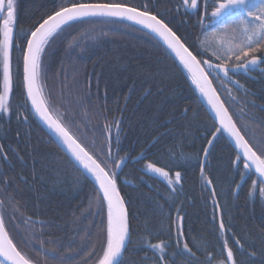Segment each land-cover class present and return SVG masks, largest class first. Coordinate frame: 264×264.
<instances>
[{
	"label": "trees",
	"instance_id": "16d2710c",
	"mask_svg": "<svg viewBox=\"0 0 264 264\" xmlns=\"http://www.w3.org/2000/svg\"><path fill=\"white\" fill-rule=\"evenodd\" d=\"M17 3L16 30L21 31L34 27L66 0ZM128 3L141 7L147 4L152 14L172 25L165 12L174 14L175 5L163 0ZM201 27L197 20L173 31L198 60L219 63L202 50L201 43L209 31ZM196 29L202 32L194 33ZM15 43L20 47L14 46L12 52L13 111L10 116H0V200L4 201L0 208L7 230L14 243L38 264H95L101 254L106 206L100 208L95 187L47 137L28 106L23 107L21 49L25 44L23 40ZM42 71L45 95L81 139H96L99 144L105 118L108 122L122 121L119 133L115 127L112 129V154L117 159L125 158L117 170V183L127 201L134 243L128 245L124 264H156L153 252L143 246L137 248L136 243L142 236L155 243L157 234L159 239L172 243L169 257L177 253L176 264H186L187 258L178 254L175 244L178 214L184 217L180 247L187 241L193 248V264H215L213 257L223 258L224 238L238 264H264V198L258 191L249 194L256 177L248 173L243 181L240 179L243 165L238 168L236 152L219 133L203 165L204 175L212 180L206 183L201 161L216 126L188 75L159 43L115 20L80 21L63 28L50 42ZM206 72L245 138L254 147L264 146V64L233 75L231 80L219 78L211 69ZM150 153L156 156L141 159ZM149 162L170 169L173 176L180 171L182 181L173 190L158 174L146 172ZM4 177L8 178V195L2 183ZM209 185L218 208H214ZM218 210L226 229H230L223 234ZM40 240L45 241L43 248ZM251 252L256 255H249Z\"/></svg>",
	"mask_w": 264,
	"mask_h": 264
},
{
	"label": "snow or ice",
	"instance_id": "6c2138e0",
	"mask_svg": "<svg viewBox=\"0 0 264 264\" xmlns=\"http://www.w3.org/2000/svg\"><path fill=\"white\" fill-rule=\"evenodd\" d=\"M179 7L198 9L199 0H182ZM205 15L207 16V13ZM90 17L120 18L134 22L156 34L167 45L190 74L192 82L207 98L215 112L219 126L215 127V132L212 133L213 139L222 132H226L234 139L236 147L240 149L235 162L238 168L240 164L243 165L240 179L243 181L248 173H254L257 178L252 180L249 194L254 195L258 191L259 196L264 198V146L254 147L245 138L213 87L209 73L202 66L206 65L207 68L218 70L231 80L238 71L248 72L264 64V0H216L210 20L213 23H219L220 27L208 33L205 41L201 43L202 50L219 61L216 64H213L211 60H198L197 55L189 50V47L169 24L159 18L157 14H152L147 4L141 7L128 3V0H103V2L66 0V3L52 14L37 21L34 27L17 31V0H0V21H2L0 23V72H2L0 116H10L13 111L11 104L13 93L12 50L14 46L20 47L15 43L16 40H23L25 44V47L21 49L23 56L22 87L25 95L23 107H27L30 102L31 109L59 137L74 161L82 166L81 175L87 173L94 178V182L98 186V204L100 208L106 206L107 219L106 227L102 230L101 254L97 256L95 264H124V253L127 251L128 245L134 243L127 201L122 196L117 183V170L121 169L125 158L117 159L112 154V129L115 127L119 133L122 121L114 119L108 122L105 118L106 122L102 127V142L99 144L96 139L91 141L81 139L72 131V123L66 121L65 116L53 106L50 98L45 95L46 85L43 82L42 71L46 48L63 31L64 26L69 25L70 22ZM233 83L239 85V81H233ZM239 86L243 87V85ZM23 119L27 122L28 117L25 115ZM212 143L213 140L208 141L209 147ZM2 151L3 147L0 146V152ZM203 151L207 157L209 149L205 148ZM145 170L158 174L173 190L175 185L183 179L180 171H176L173 176L170 169L165 170V167H158L154 162L147 163ZM201 175L207 184L212 183V180L204 175L203 165L201 166ZM2 183L5 186V195H8L6 191L8 178L4 177ZM3 204L4 201L0 200V206ZM218 207V203L214 201V208ZM16 211L19 209L17 208ZM183 220L184 217L178 214L175 222V244L178 254L187 258L186 264H193V260L196 258L193 248L189 247L187 241L183 242L182 248L180 247L181 238L184 236ZM41 223L43 224V222ZM219 229L222 234L225 231H230V229H226L222 218ZM167 231L169 234L171 233V226ZM148 235L151 236L152 233L149 232ZM158 236L159 234H157L155 243L142 236L136 243V247L143 246V248L152 251L156 257V264H169L170 259L171 264H176L174 257L177 253H172V257L168 255V249L172 247V243L170 240L159 239ZM44 243L45 241L40 240L41 248ZM236 244L239 248L244 249V245L239 240H236ZM224 252L226 255L221 259L213 257L215 264H238L227 238L223 239L222 255ZM45 254H48L46 250ZM249 255L255 256L256 253L251 252ZM0 264H38V261H34L10 237L2 208H0ZM239 264H243V262L241 261Z\"/></svg>",
	"mask_w": 264,
	"mask_h": 264
},
{
	"label": "water",
	"instance_id": "95a60500",
	"mask_svg": "<svg viewBox=\"0 0 264 264\" xmlns=\"http://www.w3.org/2000/svg\"><path fill=\"white\" fill-rule=\"evenodd\" d=\"M91 18H99V19H108V20H115V21H118V22H122L123 24H128L130 26H133L134 28H137L143 32H145L146 34H148L150 37H152L157 43H159L165 50L168 51V53H170V55L177 61V63H179V65L181 66V68L183 69V71L188 75L189 79L191 80V76L190 74L187 72V70L183 67V65L180 63L179 59L175 56V54L170 50L168 49L167 45L164 44V42L158 37L156 36V34L152 33L150 30L148 29H145L143 28V26L141 25H137L135 24L134 22H131V21H127V20H122L120 18H109V17H90V18H83L81 20H78V21H74V22H70L69 25H72V23H77V22H80V21H83V20H86V19H91ZM68 26V25H67ZM66 27V26H64ZM13 51V50H12ZM203 67H205V70L207 71V69H210V68H207L206 65H202ZM260 66V65H259ZM257 67L253 68L252 70L256 69ZM212 72H214L219 78H222V79H226L228 77L224 76V74L222 72H219L218 70H214V69H211ZM23 71V70H22ZM242 73H245L243 71H238L237 73H235L234 75H237V74H242ZM22 77H23V73H22ZM192 81V80H191ZM193 83V82H191ZM194 85V89H195V92L197 94V97L200 101V103L203 105L204 109L206 110L207 114L210 116L213 124H215L216 127L219 126V122L218 120L216 119L215 117V112L214 110L212 109L211 105L208 103L207 101V98L204 97L200 92L199 90L196 88L195 84L193 83ZM25 96V95H24ZM28 107H29V110L31 112V114L33 115L34 119L36 120L35 122H37L39 124V126L50 136V138L53 140L54 144L57 146V148H59V150H61V152H63L67 157H68V160L72 163V165L79 169L80 172H83V169H82V166H80L78 163H76L74 161V159L71 157L70 153L68 152L67 150V147L65 145H63L62 141H60L59 137L54 133V131L52 129H50L47 124L44 123V121H42L40 119V117L38 116V114L35 113L34 110L31 109V105H30V102L28 103ZM222 135L223 137L227 140V142L229 143V145L232 147V149L236 152L235 154H238L240 152V149H238L235 145V142H234V139L232 137H230L226 132H222ZM213 140V143H214V140L215 139H211ZM212 143V145H213ZM212 145L209 147V144L207 146V148L209 149V152H210V149L212 147ZM208 152V154H209ZM207 157H203V160H205ZM254 174V173H253ZM84 175L88 178L89 182H91L93 184V186L95 187V189L97 190V185L95 184L94 182V178L91 177L90 174H87V173H84ZM254 176L257 178V176L254 174ZM212 192V196L214 198V195H213V190L212 188L210 187V185L208 186ZM221 215H220V212H218V222L220 223V220H221Z\"/></svg>",
	"mask_w": 264,
	"mask_h": 264
},
{
	"label": "flooded vegetation",
	"instance_id": "af4514ba",
	"mask_svg": "<svg viewBox=\"0 0 264 264\" xmlns=\"http://www.w3.org/2000/svg\"><path fill=\"white\" fill-rule=\"evenodd\" d=\"M165 2H167V0H163ZM178 3H173L172 5H175V12L177 13H181L184 15V18L182 19V21H201L202 30H205L208 33L212 32L213 30L217 29V26L219 23H213L210 20L211 17V12L214 10V6L216 4V0H199V8L198 9H185L183 7H179L181 5L182 0H177ZM179 7V10H177ZM205 13H207V16L205 15ZM167 17H170L171 15H173L172 13H170L169 11L166 13ZM214 26V27H213ZM205 34V35H207ZM206 37V36H204Z\"/></svg>",
	"mask_w": 264,
	"mask_h": 264
},
{
	"label": "bare ground",
	"instance_id": "6f19581e",
	"mask_svg": "<svg viewBox=\"0 0 264 264\" xmlns=\"http://www.w3.org/2000/svg\"><path fill=\"white\" fill-rule=\"evenodd\" d=\"M167 2H168V4H170V5H172L173 3L175 4V3H178V1L177 0H167ZM184 18V15L183 14H181V13H177V12H175L173 15H171L170 17H168V20L171 22V24L172 25H170V27L172 28V29H177L178 27L179 28H183L185 25H189L190 23H193V21H182V19ZM94 19H99V18H91V19H86V20H94ZM86 20H83V21H86ZM0 23H2V21H0ZM180 23H184V24H181L180 25ZM72 24H74V23H72ZM69 26V25H68ZM72 26V25H71ZM67 27V26H66ZM65 28V27H64ZM137 29V28H136ZM139 30V29H138ZM141 31V30H140ZM143 32V31H142ZM193 32L194 33H201L202 32V30H193ZM143 33H145V32H143ZM148 35V34H147ZM167 51V50H166ZM13 52V51H12ZM167 53H168V51H167ZM170 54V53H169ZM12 60H13V55H12ZM14 70V64H13V61H12V73L14 72L13 71ZM22 70H23V59H22ZM249 72V71H248ZM22 73H23V71H22ZM213 85V84H212ZM213 87H214V85H213ZM215 88V87H214ZM23 91H24V89H23ZM217 92V91H216ZM29 108V107H28ZM32 115V114H31ZM32 117H33V115H32ZM34 118V117H33ZM36 121V120H35ZM37 123V122H36ZM38 124V123H37ZM39 125V124H38ZM41 128V127H40ZM42 129V128H41ZM43 130V129H42ZM43 132L47 135V137L53 142V140L50 138V136L43 130ZM222 134V133H221ZM223 136V135H222ZM227 141V140H226ZM54 143V142H53ZM229 144V143H228ZM57 147V146H56ZM231 147V146H230ZM232 148V147H231ZM59 149V148H58ZM211 150V149H210ZM60 152H61V150H60ZM63 155H64V157L65 158H67L68 159V157L63 153V152H61ZM113 156H114V154H113ZM154 156H156V154L155 153H150V154H148V155H145V156H141V159L142 160H149V159H152V157H154ZM204 157V156H203ZM208 157V156H207ZM207 159V158H206ZM206 159L205 160H203L202 159V165H204L205 163H206ZM77 169V168H76ZM78 170V169H77ZM78 173H80L81 174V172L80 171H78ZM87 181H89L88 180V178L85 176V175H82ZM91 183V182H90ZM91 185L93 186V184L91 183ZM211 186V185H210ZM94 187V186H93ZM213 190V189H212ZM212 193V192H211ZM213 197V196H212ZM213 201H215L216 202V198H215V195H214V198H213ZM217 203V202H216ZM218 212H219V210H218ZM125 254V253H124Z\"/></svg>",
	"mask_w": 264,
	"mask_h": 264
},
{
	"label": "rangeland",
	"instance_id": "374dc122",
	"mask_svg": "<svg viewBox=\"0 0 264 264\" xmlns=\"http://www.w3.org/2000/svg\"><path fill=\"white\" fill-rule=\"evenodd\" d=\"M209 43H211V41H209Z\"/></svg>",
	"mask_w": 264,
	"mask_h": 264
}]
</instances>
